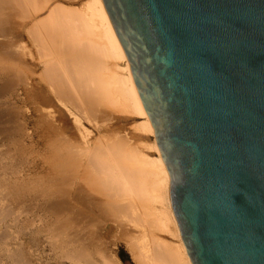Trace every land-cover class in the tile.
I'll use <instances>...</instances> for the list:
<instances>
[{
	"label": "water",
	"instance_id": "95a60500",
	"mask_svg": "<svg viewBox=\"0 0 264 264\" xmlns=\"http://www.w3.org/2000/svg\"><path fill=\"white\" fill-rule=\"evenodd\" d=\"M193 264H264V0H103Z\"/></svg>",
	"mask_w": 264,
	"mask_h": 264
},
{
	"label": "bare ground",
	"instance_id": "6f19581e",
	"mask_svg": "<svg viewBox=\"0 0 264 264\" xmlns=\"http://www.w3.org/2000/svg\"><path fill=\"white\" fill-rule=\"evenodd\" d=\"M48 4H50L49 8L46 7ZM70 7H67V4L66 6L59 3L52 4L51 0H0V145L3 146L1 143H4L8 153L16 150L21 159L27 158L24 154L25 149L21 146L22 134L19 133L22 129L18 121L20 109L18 110L15 105L20 101H24L23 103L30 101L29 104H31L37 99L36 96L40 95V99L43 98L45 101L43 104L55 102L62 112L73 119L76 125L81 118H86L93 121L101 133L106 129V126L99 116L106 115L109 111L104 104L111 102L114 106H125L128 112L143 118L140 125L142 131L154 136V142L148 148L154 151L155 156H150L145 150H138L137 147V149L129 147L127 150L128 148L125 147L129 142L126 143V139L118 138L113 142L104 143L102 139L105 142L107 140L105 137L102 138L104 134L99 136L98 142L93 146L92 141L86 140L88 137L85 138V134H82L83 129L80 130L83 131L80 134V139L83 140L82 148L84 149H77L71 146V137L68 138L69 133L64 132V135L62 132L59 134L61 136H57L55 131L54 135L56 136H54L50 133L44 118L38 119V122L36 121L37 124L39 123L38 130H42V142L45 152L48 154L45 159L49 164V173L38 184L28 186L17 176L13 177L14 174L11 171L13 166L11 161L8 162L9 159L0 161V229L4 228L5 230V232H0V244L3 245V248L5 247V251L3 249L0 251L6 252V255L9 254L12 259L11 264H29L24 255L23 242L17 241V247H15L16 244L13 246L15 248H10L12 244L11 246L6 244L8 238L11 239L10 236L13 235L11 233L13 226L19 229L18 232H24L22 230L24 223L20 219L22 211L15 212V208L10 202L13 201L15 204L27 205L28 210L38 208V211L44 215L52 213L59 219L66 216L68 222L63 226L68 228L73 227V224L76 225L78 221H82L81 218L84 219V222L89 220L92 212H96L105 220L117 215L123 221L128 219L130 223L144 232L138 240L140 243L138 244L136 240L137 246H135L140 249L137 250L141 252L143 263L162 264L163 258L170 257L173 264H193L173 210L170 198V175L157 145L155 129L139 97L127 55L104 1L88 0L85 2L84 8ZM45 8L47 11L42 13ZM27 34L30 39L28 40L32 42L30 44L35 46L32 48L35 50L30 53L33 59L32 64L36 66V60H38V65L41 64L42 70L40 73H37L38 70L33 69L25 59L30 51L24 52V49V54H27L24 55L21 50L25 48V45L22 48L21 43L24 38L27 39L25 37ZM34 81L38 82V87L35 86ZM32 106L34 105L32 104ZM41 108L42 114L45 113L43 107ZM27 131L24 132L27 133ZM4 148L2 149L4 150ZM2 149H0V156L4 154ZM48 151L49 153H47ZM73 168L75 172H73ZM76 169L78 172L84 170L81 176L77 174ZM92 176L97 179L99 177L100 181L96 180L97 184L101 185L100 187L92 181ZM78 178L77 184L75 179ZM74 184L77 188L74 186V189L70 190L69 187ZM69 193L73 195L74 203L69 200L70 197L67 199ZM135 198H145L148 201H154L153 203H158L160 207L154 210L157 212L155 216L158 217L152 219L154 211L151 210L145 209L147 212L143 211L144 213H142L138 209L139 205L135 204ZM28 199L35 202L28 203ZM84 202L87 204L84 209L85 207L87 209L82 211L85 214L82 216L76 209L79 210ZM91 203L92 206H89L88 204ZM78 204L79 207H77ZM138 204L141 205V203ZM144 208L146 207L144 206ZM78 218L79 220H77ZM146 225L155 226L158 230L161 229L176 237L178 244L175 249L169 251L171 247L168 246V249H163V251L167 250V253L164 251L165 254H160L158 252L162 250L156 249L157 245L159 246L157 242L155 250L158 252L152 251L151 245L154 243L150 245L148 242ZM68 234L72 235V232ZM135 235L137 234L135 233ZM73 238L70 243L71 247L63 250L61 255L69 259L72 264H97L96 259H93V247L88 245L90 243L83 246L84 241L81 239L83 237L75 236ZM58 241L59 238L55 237L54 246ZM163 244L161 247H164ZM88 247H92L91 250ZM103 252L98 249L99 254ZM136 255L138 256L139 253ZM104 257L106 256L104 255Z\"/></svg>",
	"mask_w": 264,
	"mask_h": 264
},
{
	"label": "rangeland",
	"instance_id": "374dc122",
	"mask_svg": "<svg viewBox=\"0 0 264 264\" xmlns=\"http://www.w3.org/2000/svg\"><path fill=\"white\" fill-rule=\"evenodd\" d=\"M86 1H88V0H51V3L52 4L53 3L54 4L59 3L60 5L64 4L65 6L67 4V7L71 6L70 8H73V7L74 8H79V7L84 8ZM49 6H50V4H48L46 7L49 8ZM47 8H45L42 11V13H45L47 11ZM17 19L21 20V18H17ZM25 37H27V39L24 38L22 43H21L22 48L24 45H25L24 46L25 48H23L21 50H22V52L24 49H25L24 52H27L26 50L30 51V52H28V55L31 56L30 53H32L35 50V49L34 50L32 49V48H35V46L33 44H30L31 41H29L30 39L28 38V34ZM27 47H28V49H26ZM24 52H23V54H24ZM24 55H27V54L25 53ZM28 55L25 58L27 63H29L30 66L33 67V69H36V71L38 70L37 73H40L42 71L41 67H40L41 64L38 65L39 62H38V60H36L37 65L33 66L32 56L29 57ZM34 82H35V86L38 87V82L37 81H34ZM38 96H36L37 99H35L34 102H32L31 104H29L30 101H28L29 103H27V102L23 103L24 101H20V103L18 102L15 105V107L18 110L20 109L18 121H19L20 125L22 126L21 127L22 129L20 130L19 133H20V135L21 134L24 135V136L21 135V137H22V139H21L22 145L21 146H23L22 148L25 149L24 154L26 155L27 160L21 159L18 156V152H16V150H12L8 153L6 150L7 146H5L4 143H1V144H3V146L0 145V149L5 147L4 150L2 149L5 155L3 154V156H0V161H6V159L7 160L9 159L8 162L11 161L10 163L13 166V170H14V171L11 170L12 173L14 174L13 177L17 176L20 181L22 180V182H24V184H28V186H33V184H38L41 180H44V178H46V176L49 173V164H48V161L45 159V157H47L46 155H48V154H46L45 148L43 146L42 130H38L39 129L38 128L39 123L37 124L38 119H40V118H44L45 123L48 126L51 134L54 135L55 131H56L55 134L56 135L58 134L57 136H61L59 134H61L62 132L63 133L66 132L67 134L69 133L68 138L71 137L70 138V143L72 142L71 146L75 147L77 149H84V148H82V146L84 144L83 140L80 139L81 138L80 134L83 132V131L81 132L80 130L83 129L84 132L82 134L83 135L85 134V138L88 137L86 140L90 139L92 141L93 146L95 145L96 142H98L99 136H102L104 134V136L102 138L105 137V139L109 140V141L106 140V142H105V140L102 139L104 143H107L110 141L113 142L115 139L117 140L118 138L119 139H126V141L125 140L124 141L126 143L129 142L125 147L126 149L128 148L127 150H129V147H130V149L135 147V149L138 148V150L139 149L145 150L150 156H153L155 154L153 150L148 148V146L154 142V136L150 135L149 133L142 131V129L140 127L141 122L143 121V118L134 114V113L128 112V109L125 106L120 107L121 105H119V106L117 105L118 106L117 107L116 105L115 106L112 105L111 102H110L111 104L108 103L109 105L107 104V102L105 104L102 102L104 104V106H106L107 110L109 109V111L107 112L108 114L106 113V115L99 113V114H102V116L101 115L99 116L100 120L103 119L104 122L102 121V123L106 126V129L104 130V128H103L104 131L101 133L100 131H98V128L95 127V125H94L95 123L93 121H90L86 118H81L80 122L82 124H79L80 122H78V124L76 125L74 123L73 119L70 118L69 116H67L64 112H62L60 110L59 106H57L55 104V102H53L52 104H47V103L43 104V103H45V101L43 100V98L40 99V97H41L40 95H38ZM42 100H43V102H42ZM106 100H108V99H106ZM39 101H41V102H39ZM35 103L38 106L40 105L41 107H43V112L44 111H46V112L42 114V110H41L42 108L38 107ZM32 104L34 106H32ZM54 104H55V106H54ZM44 105H46V106H44ZM52 105H53V107H52ZM36 108H38L39 110ZM21 114H22V116H20ZM46 121H48V122H46ZM53 128H54V130H52ZM55 128H56V130H55ZM23 130L24 131L28 130V131H27V133H25ZM56 135H54V136H56ZM64 135H65V133H64ZM107 135H109V136H107ZM116 136H118V137H116ZM120 136H122V137H120ZM123 136H124V138H123ZM111 139H113V140H111ZM25 145H27V146L25 147ZM85 149H86V147H85ZM47 153H49V151ZM6 154H7V157H6ZM8 155H10V156H8ZM12 163H14L15 165ZM76 171L78 172L77 169H76ZM83 171L84 170H82L81 172H78V173L76 172V173L78 175L80 174V176H81ZM73 172H75L74 168H73ZM92 177H93V178H91L92 181L100 187L101 185L97 184V180L99 179V177H98V179H97V177L95 178V176H92ZM22 178H24V179H22ZM98 181H100V180H98ZM75 182L78 184L79 178L75 179ZM74 186H75V184L72 185L71 187H69V189L71 190ZM68 195L69 196L67 197V199L70 197L69 200L74 203L75 200H74V198H72L73 195H71L70 193ZM135 199H136L135 204H136V206L139 205V208L138 207L137 208L142 213H144L143 211H145V209L154 211L155 209H158L160 207V205L158 203H156V202L153 203L154 201L151 202L150 200L148 201V199H145V198L144 199L135 198ZM29 200H31V201L29 202ZM32 201H34V200L28 199V203H31ZM10 202L13 204L12 206H14L15 212L22 211L20 219H21L22 223H24L22 226V230H24V232L23 233L18 232L17 230H19V229L17 227L13 226L11 228V233L13 234L12 236H10L11 239L8 238V241H6V239H5V241H6L7 245L11 246V244H12L11 247L9 246L10 248L15 246V244H16L15 247H17V244H18L17 241L23 242V244H24L23 246L25 248L24 249V255L27 257L29 264H72V262L69 259L64 258L61 255V253L63 250L69 249L71 247L72 244H70V243L73 241V239H74L73 237H75V236H78L80 238L83 237V238H81V239H83L82 241H84L83 246H86L88 244V242L90 243L88 245L93 247V253H94L93 259L94 260L96 259L95 261L97 262V264L98 263L99 264H109L111 262H112L111 264H146L147 263V262L143 263L144 260H143V258L141 259V254H140L141 252L138 251L140 249H138V247H135V246H137L136 242L138 240H140L139 238L144 234V232L141 231L140 228H138V227L134 226L132 223H130L128 221V219H125L127 221L126 222L125 220L123 221V219H119L118 216L115 215V217L111 216V217H108L107 220H105V219L101 218L100 216H98L96 212H94L96 215L92 212V215L90 213L89 214L91 215L90 219L92 217L93 221L89 219V220H85V222H84V219L81 218L80 220H82V221H80V222L78 221V223H77L78 225L73 224V227L68 228L65 225L63 226V224H67V222H68V220L65 218L66 216L59 219V218L55 217L52 213H47L48 216L44 215V213L38 211V208L28 210L29 208L25 204L22 205V203L15 204V203H13V201H10ZM85 202H87V201H85ZM85 202H84V205H81V206L78 204L77 207L80 206L79 210L76 209V211L78 213H81L80 215H82V216L84 214L82 211L87 209L86 207L84 209V206L87 205ZM137 202L141 203L142 206L140 204H138ZM88 205L92 206V203L88 204ZM140 206L144 210H142L140 208ZM144 206L146 208H144ZM24 207H25V209H24ZM154 207H156V208H154ZM89 208L91 209V207H89ZM145 212H147V211H145ZM124 213H126V212H124ZM153 213H154V217L152 219L157 218L158 216L157 215L155 216V213L157 214V212L154 211ZM80 215H79V217H81ZM61 220H63V221H61ZM77 220H79V218ZM86 223H88V224L86 225ZM127 225H128V227H127ZM25 227H26V229H25ZM153 227L155 230L153 229ZM153 227H152V225H146V227H145L147 234H148L147 239L149 240L148 241L149 244L151 245L154 243L153 245H151L152 251L156 252L158 250L157 248H159V250L161 249L162 251H159V252L157 251V252L162 254L164 251H165V253H167V250L163 251V249L164 248L168 249V246H169V248L171 247V250L169 249V251H172L173 249H175V247L178 244L177 238L168 232L162 231L161 229L158 230V228H155V226H153ZM92 230H95V231H92ZM0 232H5L4 228H1ZM67 232L68 233L72 232V235H69ZM81 233H82V235H81ZM135 233L137 235H135ZM23 234H24V236H23ZM55 237L59 238V241H58L56 246H54V243H53V240ZM154 237H156V238L154 239ZM160 237H161V239H160ZM20 238L22 240L23 239L24 240L22 241ZM150 238H153L152 239L153 242H151L152 240ZM34 239H36V240L34 241ZM130 239H131V241H130ZM159 239H160V241H162L165 244L160 242ZM12 240H13V242H12ZM25 241H28V242H25ZM139 243L140 242L138 241V244ZM155 243L159 244V246ZM161 244H163L164 247H161ZM166 244H167V246H166ZM155 245H157V247ZM1 246H2V248H1ZM15 247H13V248H15ZM155 247L157 250H155ZM0 248H1L0 250L3 249L5 251V247L3 248V245H1V244H0ZM91 248H89V249L91 250ZM98 249L101 250L102 252L103 251L104 252L102 254H99ZM2 252L3 251H0V255L2 254ZM137 253H139V255H138L139 257L136 255ZM165 253H163V254H165ZM7 254H8V252H7ZM104 255L106 257H104ZM7 257H8V259H7ZM168 258H163L164 260L162 259V261H163L162 264H164L166 262H167V264H173L172 259H170V257H168ZM0 259H1L0 264H11L12 263V261H11L12 259L9 257V254L6 255V252H3V254L0 256ZM147 264H155V263L150 262Z\"/></svg>",
	"mask_w": 264,
	"mask_h": 264
}]
</instances>
